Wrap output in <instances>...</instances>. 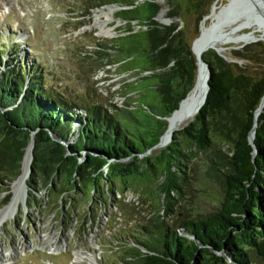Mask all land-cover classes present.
Wrapping results in <instances>:
<instances>
[{
	"label": "trees",
	"instance_id": "1",
	"mask_svg": "<svg viewBox=\"0 0 264 264\" xmlns=\"http://www.w3.org/2000/svg\"><path fill=\"white\" fill-rule=\"evenodd\" d=\"M82 4L84 14L106 4L120 6L114 12L122 23L120 32L108 44L97 43L94 54L101 67L115 64L119 74L133 78L125 95L135 92L136 105L117 112L69 102L43 83L35 64L18 60L17 44H0V183H11L21 173L35 131L26 179L31 197L43 188L46 197L69 198L72 204L73 193L78 196L89 187L93 199L103 181L114 185L119 180L144 182L152 197L150 184L161 178L150 218L134 231H119L118 249L111 250L115 258L103 264H252L254 256L264 258V110L254 126L264 73L245 72L214 50L206 51L209 87L194 120L175 130L159 154L139 158L158 143L167 117L194 85L196 59L176 20L177 6L170 3L167 17L172 22L164 24L155 18L162 9L158 0ZM218 142L227 143L229 152L216 146ZM192 146L211 149L205 176L220 187L221 200L217 210L170 228L164 216L182 196ZM5 197L2 205L10 193ZM179 228L186 234H179Z\"/></svg>",
	"mask_w": 264,
	"mask_h": 264
},
{
	"label": "rangeland",
	"instance_id": "2",
	"mask_svg": "<svg viewBox=\"0 0 264 264\" xmlns=\"http://www.w3.org/2000/svg\"><path fill=\"white\" fill-rule=\"evenodd\" d=\"M158 2L163 10L159 20L167 19V12L173 5L177 6L176 20L184 31L186 42L191 45L200 30L214 22L218 9L227 0ZM81 5L82 0H0V44H17L18 60L35 64L43 75V83L69 102L80 106L99 104L117 112V109L136 105L135 92L125 95L131 89L128 82L133 78L119 74L115 64L101 67L94 54L99 49L97 43L108 44L120 32L122 23H115V11L110 8L102 6L84 14ZM213 6V14L205 19ZM104 12L108 15L102 14ZM250 20L238 17L226 25L234 28V35L254 29L253 33L258 36L264 29ZM100 22L104 24V32L100 31ZM242 42L224 44L226 59L237 63L240 70L263 75L264 39ZM4 57L7 59L6 55ZM170 141L171 138H167L164 144L153 146L139 158L159 154ZM218 145L222 151L229 152L227 143L218 142ZM210 150L190 147V160L185 167L186 186L173 211L164 216L170 228H176L181 220L213 212L219 207L221 189L205 176ZM15 180L0 183V209L11 200ZM160 180L156 177L150 184L152 197L145 192L144 182L119 180L111 185L103 181L100 192L93 195V199L88 196V187L78 196L73 193L72 204H69V198L46 197L43 188L35 192L36 197H31L27 185L26 199L20 201L14 215L0 225V264H103L102 261H113L115 257L111 250L117 251L119 243L116 235L122 230L134 231L138 223L150 218L152 205L157 202L156 186ZM6 193L11 197L2 205ZM177 231L186 234L181 228ZM75 253L83 257L76 261ZM252 264H264V258L254 256Z\"/></svg>",
	"mask_w": 264,
	"mask_h": 264
},
{
	"label": "bare ground",
	"instance_id": "3",
	"mask_svg": "<svg viewBox=\"0 0 264 264\" xmlns=\"http://www.w3.org/2000/svg\"><path fill=\"white\" fill-rule=\"evenodd\" d=\"M160 2H164L165 0H159ZM225 5L220 8V12L223 11ZM218 11L217 16L215 17L214 22L205 28L204 31H211L210 38L208 39V50L210 49H219V53L224 56V51H226L225 43L231 42H240L243 41L242 44L253 41L254 37H257L252 29L247 33H242L240 35H234V28L226 25L227 23L233 22L238 17H245L251 19L252 23H256L257 21L249 16L241 15L233 19H220V13ZM163 13V10L160 11V14ZM104 15H108L107 12L102 13ZM245 22V21H244ZM248 22V21H247ZM246 22V23H247ZM257 24V23H256ZM103 23H98L100 27V31L104 32ZM253 25V24H252ZM243 26V25H242ZM264 29V28H263ZM203 31V30H202ZM261 31V30H258ZM209 33V32H208ZM263 34V33H262ZM207 43V42H206ZM201 43H196L194 45V50L198 53L202 47ZM207 50V51H208ZM227 60V59H226ZM205 70L202 66H200L197 73V84L190 91L188 97L182 102L181 106L173 112L171 116L167 118V128L166 133L161 138V143L164 144L168 138V133L170 131H175L176 129L184 127L186 124L190 123L194 120L196 113L198 112V105L201 101L203 89H204V80H205ZM31 145L29 144L26 148L22 165H21V173L19 177L14 181L12 185L13 195L8 204H6L2 209H0V225L3 224L8 218L12 217L17 209L18 203L22 200L26 199L27 192H25V181L29 176V166L31 162V153H30ZM83 256L75 253L74 259L79 261Z\"/></svg>",
	"mask_w": 264,
	"mask_h": 264
},
{
	"label": "water",
	"instance_id": "4",
	"mask_svg": "<svg viewBox=\"0 0 264 264\" xmlns=\"http://www.w3.org/2000/svg\"><path fill=\"white\" fill-rule=\"evenodd\" d=\"M159 1V0H158ZM224 6V5H223ZM104 7H107V8H110V11H116L118 9H120V6L116 5V4H106L104 5ZM222 7V6H221ZM220 7V8H221ZM220 8L218 9V11L220 10ZM215 10V6L212 7L211 9V12L209 15H207L205 17L206 18H209L210 15L213 14ZM161 11V10H160ZM160 11L158 12L157 16L155 17L159 22L161 23H164V24H168L169 22H171V19L167 18L165 20H159L158 16L160 15ZM220 19H224V20H227V19H233V18H236L238 16H241V15H246V16H249L253 19H255L257 22L258 25H260L261 27L264 28V0H227V3L225 4V8L223 9L222 12H220ZM114 20H115V23H120V19L113 16ZM203 23V22H202ZM210 25V24H209ZM208 25V26H209ZM209 32V33H208ZM264 31H262L257 37H254L252 40L253 41H257V40H260V39H264L263 37V33ZM211 31H205L203 30H200V33L199 35L193 40L192 44H191V51L192 53L194 54L195 56V59H196V66H197V69H196V77H195V81H194V85L192 86V88L188 91V93L186 94V96L179 102L178 104V107L174 110L176 111L182 104V102L188 97L190 91L196 86L197 84V73H198V70L200 68V66H202L205 70V80H204V89H203V94H202V98H201V101L198 105V110L200 109V107L203 105V103L205 102V98H206V94L208 92V80L210 78V69L208 67V63L206 62V60L203 58V54L208 50V42H209V38H210V34ZM207 42V43H206ZM196 43H201L202 45H205L204 47H202V49L196 53L195 50H194V45ZM218 55L222 56L220 53H219V49H213ZM224 58V56H222ZM264 110V94L262 95L261 99H260V102H259V105L257 106V108L255 109L254 111V119H255V122H254V126H256V119H257V116L259 115L260 112H262ZM173 111V112H174ZM172 112V114H173ZM171 114V115H172ZM168 118V117H167ZM184 128V127H182ZM181 128V129H182ZM173 132L174 131H170L168 133V139H172V135H173ZM35 133V131H32L31 133V137H30V140H29V143L27 144V146L30 144L31 145V149H30V153H31V161H32V158H33V153H32V148H33V145H34V139H33V134ZM166 133V130L164 131V133L160 136V139L158 141V143L156 145H160L161 143V138L162 136ZM254 134L255 132L252 131L250 133V136H249V140L250 142L252 143L253 141V138H254ZM26 146V148H27ZM26 148H25V151H26ZM25 154V153H24ZM24 157V156H23ZM23 160V159H22ZM31 162H30V166H29V174L31 173ZM20 175V174H19ZM18 175V176H19ZM18 178V177H17ZM27 186V183L25 181V187Z\"/></svg>",
	"mask_w": 264,
	"mask_h": 264
}]
</instances>
